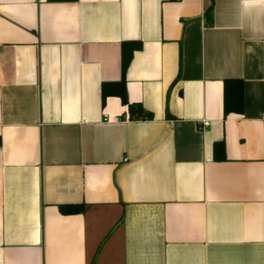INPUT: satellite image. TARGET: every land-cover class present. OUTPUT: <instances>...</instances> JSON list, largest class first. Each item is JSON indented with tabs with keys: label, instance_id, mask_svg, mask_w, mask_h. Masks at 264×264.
Listing matches in <instances>:
<instances>
[{
	"label": "crops",
	"instance_id": "1",
	"mask_svg": "<svg viewBox=\"0 0 264 264\" xmlns=\"http://www.w3.org/2000/svg\"><path fill=\"white\" fill-rule=\"evenodd\" d=\"M0 264H264V0H0Z\"/></svg>",
	"mask_w": 264,
	"mask_h": 264
},
{
	"label": "trees",
	"instance_id": "2",
	"mask_svg": "<svg viewBox=\"0 0 264 264\" xmlns=\"http://www.w3.org/2000/svg\"><path fill=\"white\" fill-rule=\"evenodd\" d=\"M242 86L241 83L235 80L227 81L223 90L224 96V112L230 113H241L242 109ZM120 99L126 105H128L125 99V90H122ZM128 111L131 118L147 119L151 118V114L144 113L140 106H128Z\"/></svg>",
	"mask_w": 264,
	"mask_h": 264
},
{
	"label": "built area",
	"instance_id": "3",
	"mask_svg": "<svg viewBox=\"0 0 264 264\" xmlns=\"http://www.w3.org/2000/svg\"><path fill=\"white\" fill-rule=\"evenodd\" d=\"M105 120H107V116H105Z\"/></svg>",
	"mask_w": 264,
	"mask_h": 264
}]
</instances>
